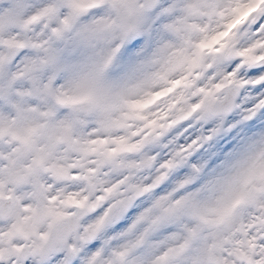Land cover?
<instances>
[{
  "label": "snow or ice",
  "instance_id": "6c2138e0",
  "mask_svg": "<svg viewBox=\"0 0 264 264\" xmlns=\"http://www.w3.org/2000/svg\"><path fill=\"white\" fill-rule=\"evenodd\" d=\"M0 264H264V0H0Z\"/></svg>",
  "mask_w": 264,
  "mask_h": 264
}]
</instances>
